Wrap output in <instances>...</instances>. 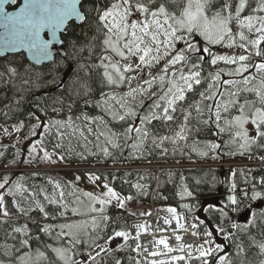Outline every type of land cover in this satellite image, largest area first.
I'll list each match as a JSON object with an SVG mask.
<instances>
[{"label": "trees", "instance_id": "1", "mask_svg": "<svg viewBox=\"0 0 264 264\" xmlns=\"http://www.w3.org/2000/svg\"><path fill=\"white\" fill-rule=\"evenodd\" d=\"M112 2L113 0H86L82 4L87 19L82 24L71 23L68 26L63 36L65 52L63 59L55 57L53 62L40 67L29 63L23 54L0 59V74H2L0 75V125L19 128L20 132L25 134L37 129L36 135H39L41 150L58 157L65 167H62L63 169H84L88 175L99 177L95 180L101 185L107 183L116 193L131 197L149 209L152 208L153 212L167 213L168 208H174L175 214L185 215L187 224L197 225L195 233L200 242H205L206 228L212 231L211 239L216 244L223 245L224 252L207 257L209 264H217L216 257L219 255L231 256L236 264L241 260L244 264H262L264 254H261L259 245L264 244V217H259L258 212L254 226L250 225L247 228H235L233 224L245 225L238 222L241 216L246 212L249 214L251 209L264 208V200L252 202L244 199L243 191L238 190L245 188L251 194L253 185H256L257 190L264 191V186L260 183L264 180V168L247 167L243 168L241 173L237 168L230 171L228 168L195 166L232 161L239 156L241 142L239 138L233 142L234 131L229 129L221 132L214 122L205 124L203 121L208 119L207 110L203 115L195 111L196 104L204 108L206 104L211 103L201 101L200 97V92L205 91L208 86L209 74L221 72L222 80L240 79V77L223 75L237 65L224 66L225 63H222L213 66L208 62L211 60L208 56L203 62L202 83L194 86L193 91L186 94L185 101L180 102L173 113L174 120L168 122L153 120L150 124H146L148 137L138 149H133L132 145L138 143L136 134L132 133L131 138H128L126 130L129 125H139L140 117L149 111V106L156 99L153 93L158 92L159 81L146 94L142 95L137 91L135 99L127 95L130 92L127 81L118 86L107 82L104 76L105 69L102 66V63H108L107 60H102L106 30L98 21L97 9L108 8ZM160 2L161 0H156L152 7H157ZM245 33L248 35L246 30ZM240 43L238 38L236 44L240 45ZM261 49H264V43L261 44ZM246 53L249 55L248 63H255L254 53ZM163 65L164 63L154 68L157 71L155 70V73L151 71L152 75L159 73ZM219 67L222 70H218ZM10 69L16 70L14 75ZM132 73L136 72L126 74L130 76ZM143 81H140L134 89L139 87L147 89L148 85ZM85 83L86 89L83 87ZM245 98L255 99L250 94L240 96L241 101ZM122 104L124 107H121ZM128 109L134 111L136 116L126 115L124 120H120L119 116L125 115ZM188 112L191 116L187 124V139L176 140L175 143L169 139L165 140L162 146H158L160 137H175L180 125L184 123V115ZM236 114L235 109H232L230 113L224 115ZM69 118L72 121L71 128L67 126ZM53 121H63L65 126H53L51 123ZM46 124L50 128L48 132L44 131ZM221 125L223 126V121ZM57 128L63 133L62 136L57 134ZM73 128L78 129L75 134ZM113 138L119 147H112L108 143L109 139ZM212 143L218 144L219 147L212 149L210 147ZM104 147L109 149L110 155L103 154ZM201 152L207 154L202 156ZM25 153L24 150L20 151L15 147L1 144L0 178L5 176L10 178L7 188L18 181L29 192H34L36 200L45 206L49 218L43 219V214L31 199L27 202L22 201V206L27 207L30 204L35 210L29 212L27 216L20 214L13 204V196L5 195V206L10 216L8 223L0 225V262L14 263L18 257L29 250L36 251L39 247L45 253L47 260L43 259L36 264H64V261L58 260L51 248L47 247L50 245L70 248L72 260L91 264L87 256L99 249L95 245L105 246V240L113 234V230L129 232L130 224L136 220L130 212L114 206L108 207L104 213L90 215V221H86V226L84 225L86 239L80 243L69 245L68 238L56 239V233L59 232L57 227L54 228L51 236L40 232L39 229L43 224L58 225L74 220L70 212L69 200L75 197L73 194L75 187L65 177L64 174L67 172L58 169L48 171L33 169L32 167L37 163ZM246 155L264 158V139L249 146ZM61 156L63 159H60ZM19 170L24 172H14ZM3 171L10 172L2 173ZM55 183H59L61 188H55ZM233 184L236 185L235 190L231 189ZM61 190L64 192L62 201ZM189 192L191 195H187ZM45 193L50 197L54 195L58 203L50 204L45 201ZM232 195L241 201L239 205L230 204L228 198ZM24 196L27 197L28 192H25ZM15 199L20 201L21 198L17 195ZM63 205H67V211L65 216L61 217L59 212L65 211ZM237 207L239 211L234 210ZM222 211L227 213L226 217L222 216ZM103 215L109 217L107 222L101 219ZM52 216H56V219H52ZM93 218L99 225L95 230L91 225ZM24 224H27L29 234L33 236L30 249L19 245L21 237L18 234L13 233L16 239L9 235L13 226ZM217 227L223 228L224 232H217ZM36 236H39V240L35 239ZM225 236L229 238L225 239ZM4 245L10 247L5 248ZM237 246L243 249L239 256H237ZM108 247L113 251L98 256V264H116L117 260L120 264H137V261L141 264L140 257L133 250L136 248L135 241L130 237L127 241L121 238L119 243ZM204 259L192 260L189 264H203Z\"/></svg>", "mask_w": 264, "mask_h": 264}, {"label": "snow or ice", "instance_id": "2", "mask_svg": "<svg viewBox=\"0 0 264 264\" xmlns=\"http://www.w3.org/2000/svg\"><path fill=\"white\" fill-rule=\"evenodd\" d=\"M7 2L8 0H0V17L3 18V27L5 29L0 43L7 50L26 48L31 54L32 60L36 63H40L42 60H49L52 57L51 48L57 42V33L61 32L70 20L86 21L87 19L83 10L82 0H24L23 6L13 13L4 11V4ZM11 3L15 4L16 0H11ZM154 3H156V0H113L110 7L97 9L98 21L103 26V29L106 30L103 40L105 51L115 53L124 61H131L133 57L138 61L135 65L129 62L121 69L119 62L112 63L108 56L103 57L102 60L108 61L107 64L102 63L107 82L119 85L127 81L130 85L131 80L135 77L126 76L125 73L136 72L139 75L144 68H148L150 78L143 81L144 84L148 85V88L131 89L127 94L135 99L137 91L142 95L146 94L159 81V90L157 93H153L156 99L149 106V111L140 117L139 125H129L126 130L128 138H131L132 133L136 134L138 143L132 145L133 149H138L144 139L148 137L149 133L145 127L146 124H150L153 120L165 122L174 120L173 113L177 110L180 102L185 101L186 94L192 92L194 86L202 83L203 62L207 60L208 56L212 57L208 62L213 66L218 61H223L228 65H237L234 69L224 72L223 75L240 77V79L222 80L221 72L210 73L208 86L205 91L200 92V97L201 101H210L211 103L206 104L204 108H201L200 104H196L195 111L197 114L203 115V112L207 110L208 119L203 122L205 124L214 122L221 132L235 129L233 142H235L236 138H239L242 141L240 144L242 149H246L264 139V59L259 62L248 63L249 55H239L238 57L219 55L213 54L211 50V46L218 44L226 47L235 46L236 36H238L241 41L239 47L244 49L245 52L264 57V49H261V44L264 43V0H255L254 7L252 6L253 0H224L223 3H221V0H161L159 5L153 8L152 5ZM246 9L249 10L248 14L242 15ZM233 21L236 22L238 29L235 35L231 28ZM45 29L51 34L52 39L45 40L41 38V33ZM245 30L248 35H246ZM251 36H254V38L250 39ZM197 37L200 39L198 40ZM201 41H203V44H201ZM178 44H183L184 47L178 48ZM164 58H169L167 63L163 65L159 73L152 75L150 69L155 64H159ZM109 69H111V72ZM15 71V69H10L13 75ZM246 73L247 75H245ZM83 87L86 89L87 84L85 83ZM242 94H250L255 99L245 98L241 101L240 96ZM110 98L115 99V97ZM121 107H124V105L122 104ZM232 109H235L236 115H224L230 113ZM126 115L135 117L136 113L128 109L125 115L119 116V119L124 120ZM190 116V112L184 115V123L180 125L175 137H160L158 146H162L164 141L169 139H172L173 143L176 140H186L187 124ZM221 121H223V126ZM51 123L53 126H65L63 121H53ZM249 124L252 126L254 135H249V129L246 127ZM67 126L72 127L71 118H69ZM44 131H50L49 125H44ZM76 131L78 129L73 128V134ZM57 134L63 135L59 128H57ZM32 135H36L34 129ZM108 143L112 147H119L115 138L109 139ZM35 147V144L30 147V155L35 151ZM210 147L216 149L219 145L212 143ZM102 151L105 156L110 155L107 147H104ZM206 154V152L200 153L202 156ZM43 159H50V155L46 150H44ZM60 159H63V156ZM89 178L93 180L99 179V177L91 175ZM9 179L7 176L0 178V189H5V186L9 185ZM260 183L264 186V180H261ZM103 187L107 189L103 194L107 199L96 197L91 193H84L93 202L91 211L104 213L105 206L112 199L118 200V206L123 208L124 201L119 199L113 188L109 187L107 183ZM235 187L236 185L233 184L232 189L235 190ZM55 188L60 189L61 185L55 183ZM242 191L244 199L252 202L264 200V191L257 190L256 185H253L251 194L246 190ZM25 192H28L27 197L24 196ZM5 195L13 196V204L20 214L27 216L29 212L35 210L30 204L27 207L22 206V201L27 202L31 199L39 212L43 214V219L47 220L49 218V213L46 212L45 206L36 200V194L29 192L27 188L17 181L12 183L6 189V192H0V225L8 223V217L10 216L5 206ZM17 195L20 196V201L15 199ZM187 195H191V193L189 192ZM63 199L64 192L61 190L60 200L62 201ZM127 199H131V197H127ZM44 200L50 204L58 203L54 195L50 197L46 193L44 194ZM228 200L232 205L241 203L235 195L230 196ZM96 204L100 205V207H95L94 205ZM63 208L65 211L59 212L61 217L65 216L67 205H63ZM249 208L251 209V205H249ZM234 210L239 211V208L237 207ZM167 211L173 215L176 213L174 208H168ZM258 212L259 217H264V208L251 209L247 224L243 226L233 224V227L247 228L250 225L254 226L255 220L258 218ZM72 213L73 215L79 214L77 209H72ZM222 216L226 217L227 213L222 211ZM51 218L56 219V216ZM101 219L107 222L109 217L103 215ZM165 224H170V221L166 219ZM91 225L94 230L99 226L95 218L91 220ZM56 227L60 229L56 233V239L68 237L69 245L73 242H80L73 230L80 229L81 223L43 224L39 231L51 236ZM136 227L139 230L136 233V238L138 239L140 232L145 229V225L140 224ZM177 227H183V225L179 224V220L177 221ZM193 227L195 228L197 225L193 224ZM216 231L223 233L224 229L217 227ZM13 233L21 237L19 240L21 247L30 249V242L33 236L29 234L27 224L12 227V232L9 235L16 239ZM193 235H197V233H193ZM212 236L213 232L206 228L205 244H208L209 247L200 246L197 249L199 257L205 258L203 264H209L207 257L224 252V246L216 244L211 239ZM117 237L127 241L130 233L124 230H113V234L105 240V246L95 245V247L100 248V251L96 253V256H90L91 264H98L97 257L101 256L102 253L113 251L107 245H110L112 240ZM228 238V236H225V239ZM35 239L39 240V236H36ZM176 240H181V237L176 236ZM155 243L163 245L168 253L184 251L183 246L176 249L170 247L165 239H158ZM3 247L8 248L10 246L4 245ZM47 247H50L57 259L64 261V264H79L78 261L71 259L70 248L51 247L50 245ZM259 248L261 254H264V244H260ZM140 249L141 245L137 244L133 250L139 252ZM144 250L147 251V248ZM17 251H19V248ZM242 251V247L237 246V256ZM32 255V251L29 250L18 257L19 264H28ZM35 255L37 261L40 259L47 260L45 253L39 247L36 249ZM150 255L158 256L161 253L152 251ZM188 255L191 256V252ZM183 259H185L184 256H174L171 258V262ZM216 260L217 264H236V261L229 255H219ZM0 264H3V262H0ZM116 264H120L119 260H117ZM137 264H139L138 261ZM152 264H170V262L160 260L158 262L152 261ZM239 264H244V261L241 260Z\"/></svg>", "mask_w": 264, "mask_h": 264}, {"label": "rangeland", "instance_id": "3", "mask_svg": "<svg viewBox=\"0 0 264 264\" xmlns=\"http://www.w3.org/2000/svg\"><path fill=\"white\" fill-rule=\"evenodd\" d=\"M223 2H224V0H221V3H223ZM245 13L246 14L243 13L242 15H247L248 11ZM133 18H135V17H133ZM231 28H232L233 34L235 35L238 31L235 21L232 22ZM197 39L199 40L200 38L197 37ZM237 39H238V36H236V41H237ZM201 44H203V41H201ZM178 45H181L182 47L184 46L183 44H178ZM211 50H212L213 54H219V55H228V56H237L238 57L239 55H246L247 54L244 51V49L239 47V45H237L236 43H235V46H233V47H226V46H222L219 44L214 45V46H211ZM240 50H242V51H240ZM234 52H237V54L234 55L233 54ZM105 56H108L111 59L112 63L119 62L121 69H123V66L129 62L132 63L133 65L138 63V61L135 57H133L131 59V61H124V60H121L115 53H113L111 51H105L104 57ZM255 57H256V55H255ZM167 59H169V58H164L160 62L165 63V62H167ZM162 63L155 64L150 69V71H153V73H155L157 71V69H155L156 70L155 71L154 68H158L159 65H161ZM222 63H224V62L218 61L216 65H218V64L221 65ZM103 64H106V63H103ZM218 70H222V68L219 67ZM109 71L111 72V69H109ZM148 71H149L148 68H144L140 72L139 75L137 73H132L130 75V76L135 77L134 79L131 80L130 90L134 89V87L136 85H138L140 83V81L145 80L146 78L149 77ZM113 75H115V74H113ZM125 75L129 76L126 73H125ZM112 85H116V84H112ZM116 86H118V85H116ZM141 98L143 99V96ZM246 127L249 129V135H254V131H252V126L249 124V125H246ZM17 129H19V128H10L7 126H1L0 125V145L5 144V145L15 147L17 150H20V151L24 150L26 152L25 155L27 157H31L37 163L36 166L32 167L33 169H37V170H41V171H48L49 169L60 170V169L65 168L64 165L59 160V158L52 155V154H49L50 159H48V160L43 159L44 151L41 150L40 145H39V135H32V132H29L28 134H25V132L21 133L20 130H17ZM34 130L36 133L37 129H34ZM232 130L235 132V129H232ZM240 142L242 143L241 140H240ZM33 144H35V146H36L35 151L32 152L30 155L29 149ZM247 153H248V148H246V149L241 148V150L239 152V156H237L232 161H226V162L218 161V162H212L209 164H200V165H195V166L201 167L202 165H209L208 168H223L225 166V167H228L230 171H233L236 168L235 167L236 164L255 162L257 160L263 161L258 157H248L246 155ZM64 175L73 183V185L75 187V190L73 191L75 198H72L69 200V207L71 209L70 212L72 214V217H74V220L69 222V223H81V228L80 229H74L73 231L76 233V238L80 242H82L86 239V236H87L86 230H84V225L86 226V221H90L89 220L90 215L99 214V212H92L91 211V207L93 206V202L90 201L88 199V197L84 195V193H91L96 197H99L102 199H107V197H105L103 195L107 191V189H105L96 180L90 179L89 178L90 175L86 174L82 170L70 171ZM6 189H7V185L5 186V189H0V192H6ZM117 195H118L120 200L124 201V207L120 208L118 206V200L112 199L111 202L105 206V211L108 207L114 206V207H117V208H119L125 212H130L132 214L131 216L135 220L140 221V222L141 221H148L152 218L158 217L159 214L157 215L156 212L154 214L152 208L149 209L147 206H145L141 203H138L137 201H135L132 198L127 199V197H124L118 193H117ZM70 203H71V205H70ZM94 206L97 208L100 207V205H98V204H96ZM72 209H77L79 214L73 215ZM167 214L173 215L172 213H169L168 211H167ZM184 223H185V219H184ZM58 225H60V224H58ZM186 225L187 224L185 223V226ZM185 228H186V230H188L190 228V226H186ZM57 230L60 231V229L58 227H57ZM129 233H130V238L131 237L133 238L131 228H129ZM65 238H68V237H65ZM120 240H121L120 237L115 238L114 240H112L110 245H107V247L112 246V245H116L117 243L120 242ZM133 240L135 241L136 245L140 244L138 239L133 238ZM73 243H76V242H73ZM56 247H60V246H56ZM99 251H100V248L96 252L89 254L87 256V258H90V256H94ZM35 252H36L35 250L32 251L33 255H32L31 260L28 262V264H36L39 261L43 260V259H40L39 261H37ZM136 253L140 257V261L142 264V260H141L142 255L137 251H136ZM3 264H19V260L17 259V261L14 263H3ZM79 264H82V262H80Z\"/></svg>", "mask_w": 264, "mask_h": 264}, {"label": "bare ground", "instance_id": "4", "mask_svg": "<svg viewBox=\"0 0 264 264\" xmlns=\"http://www.w3.org/2000/svg\"><path fill=\"white\" fill-rule=\"evenodd\" d=\"M166 219L170 221V224H165ZM178 220L179 224L183 225L182 228L177 227ZM140 224L145 225V229L140 232L138 237L141 245L139 253L142 255L143 264H152V261L158 262L160 260L169 261L170 264H189L192 260L200 259L199 252L197 251L200 246L206 248L194 238V235L191 232L185 230L184 219L181 217L159 215L157 218L133 224L131 232L134 239H137L136 233L139 231L136 226ZM176 236H180L181 240L177 241ZM158 239L167 240L168 245L174 249L183 246L184 251H173L168 253L163 245H157L155 243ZM145 248H147V251L144 250ZM152 251H159L161 255L151 256L150 253ZM189 252H191V256L188 255ZM174 256H184L185 259L171 262V258Z\"/></svg>", "mask_w": 264, "mask_h": 264}, {"label": "water", "instance_id": "5", "mask_svg": "<svg viewBox=\"0 0 264 264\" xmlns=\"http://www.w3.org/2000/svg\"><path fill=\"white\" fill-rule=\"evenodd\" d=\"M86 0H82V4L85 2ZM24 0H16L15 4L11 3V0H8L7 3L4 4V11L8 12V13H13L19 10L20 7L23 6ZM13 8V9H12ZM84 21H80V20H70L67 25L65 26L64 29L61 30V32L57 33V42L53 44L52 48H51V52H52V57L49 60H42L40 63H36L34 60H32L31 58V54L27 51L26 48H16L14 50H7L3 47L2 43H0V59L4 58L6 56H12V55H20L23 54L25 55L26 59L28 60L29 63H31L34 66L40 67L42 65H46L48 63L53 62V60L55 59V57H60V58H64L65 57V52L63 50V36L66 33V30L68 28V26L71 23H75V24H82ZM5 33V29L3 27V18L0 17V39L3 38ZM41 38L45 39V40H49L52 39L51 34L48 32L47 29H45L42 33H41ZM242 220V218H241Z\"/></svg>", "mask_w": 264, "mask_h": 264}, {"label": "flooded vegetation", "instance_id": "6", "mask_svg": "<svg viewBox=\"0 0 264 264\" xmlns=\"http://www.w3.org/2000/svg\"><path fill=\"white\" fill-rule=\"evenodd\" d=\"M252 6H253V7L255 6V1H253ZM247 11H249V10L246 9L245 12H247ZM245 12H244V14H246ZM240 51H242V50H240ZM233 54L235 55V54H237V52H234ZM254 59H255L256 62H259V61H261L262 59H264V57H261V58H260L261 60H259V57L256 56ZM224 66H226V64H224ZM250 168H252V167H250ZM262 168H263V167H262ZM243 170H244V169L242 168V169L239 170V172L242 173ZM231 189H232V186H231ZM238 190L242 191V190H245V188H238ZM248 219H249V214H248V213H245V216L242 218L243 221H242V222H241V220H239V221H240L242 224H246V223L248 222Z\"/></svg>", "mask_w": 264, "mask_h": 264}, {"label": "built area", "instance_id": "7", "mask_svg": "<svg viewBox=\"0 0 264 264\" xmlns=\"http://www.w3.org/2000/svg\"><path fill=\"white\" fill-rule=\"evenodd\" d=\"M258 165H260V164L258 163Z\"/></svg>", "mask_w": 264, "mask_h": 264}]
</instances>
